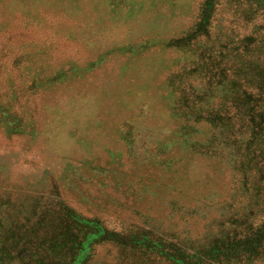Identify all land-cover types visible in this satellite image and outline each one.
Listing matches in <instances>:
<instances>
[{"label":"rangeland","instance_id":"374dc122","mask_svg":"<svg viewBox=\"0 0 264 264\" xmlns=\"http://www.w3.org/2000/svg\"><path fill=\"white\" fill-rule=\"evenodd\" d=\"M204 1L0 0L4 220L15 206L34 212L45 247L65 209L108 233L201 244L250 204L233 150L206 152L213 127L184 115L191 94L221 80L264 86V12L219 0L208 34L179 42ZM10 241L0 264H39ZM120 246L102 243L88 264L133 262Z\"/></svg>","mask_w":264,"mask_h":264},{"label":"trees","instance_id":"16d2710c","mask_svg":"<svg viewBox=\"0 0 264 264\" xmlns=\"http://www.w3.org/2000/svg\"><path fill=\"white\" fill-rule=\"evenodd\" d=\"M244 1L253 14L264 12V0ZM218 3L219 0H205L197 23L178 41L190 42L207 35ZM235 76L258 78L260 74L239 71ZM223 81L195 92L198 96L191 94L189 111L184 115L187 120L194 118L195 122L203 121L213 127L211 140L204 145L206 152L211 149L213 155L222 158L227 148L233 150V155L229 154L233 175L240 191L251 201L243 211L222 221L221 234H212L201 244L192 238L164 241L151 232L134 231L125 237L108 233L98 219H87L65 209L55 217L57 232L53 233L51 245L45 247L48 235L41 229L39 235L37 228L34 232L29 229L32 223L43 228L42 222L35 220L37 215L34 212L25 215L23 206H15V213L5 218L11 225L5 223L0 212V246L11 240V251L27 252L39 264H88L95 247L109 241L130 252L128 260L134 261L127 264H264V86L251 83L241 86L237 79ZM209 97L213 99L207 101ZM26 222H30L28 227Z\"/></svg>","mask_w":264,"mask_h":264}]
</instances>
